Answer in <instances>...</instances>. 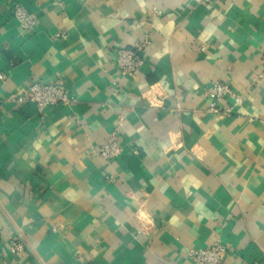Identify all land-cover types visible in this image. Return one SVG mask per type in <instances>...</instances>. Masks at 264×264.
<instances>
[{"label":"crops","instance_id":"crops-1","mask_svg":"<svg viewBox=\"0 0 264 264\" xmlns=\"http://www.w3.org/2000/svg\"><path fill=\"white\" fill-rule=\"evenodd\" d=\"M20 1L32 33L0 0V264H191L216 240L264 264V0ZM57 79L76 104L21 100ZM215 80L243 97L231 115L207 111Z\"/></svg>","mask_w":264,"mask_h":264},{"label":"built area","instance_id":"built-area-1","mask_svg":"<svg viewBox=\"0 0 264 264\" xmlns=\"http://www.w3.org/2000/svg\"><path fill=\"white\" fill-rule=\"evenodd\" d=\"M10 6L12 14L19 22L22 32H34L37 26V15L29 11L20 0H11ZM147 44L148 42L145 41L138 45V47L141 51H144ZM259 55L261 57L259 76L263 77L264 45L261 47ZM115 59L121 75L130 78H134L137 75L144 63V58L127 48H118ZM3 77L4 75L0 74V79ZM22 93V101L34 103L40 109L54 105L72 106L78 102L77 97L71 93L69 85L61 79L54 80L51 83L38 81L28 84L23 87ZM205 94L210 98L207 111L213 115H231L233 113L231 105L223 104L229 97L233 98L235 103L241 104L243 102V97L235 92L230 84L220 80H215L212 84L208 85L205 89ZM98 152L106 161L113 160L114 157L123 152V147L116 130L105 140V143L100 147ZM26 247L25 242L20 237L12 240L8 246L12 253L22 252ZM227 252V245L220 240H216L206 247L191 249L189 257L191 264H227L225 261Z\"/></svg>","mask_w":264,"mask_h":264}]
</instances>
